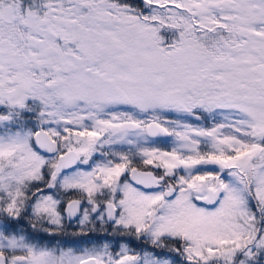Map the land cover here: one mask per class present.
<instances>
[{
    "label": "snow or ice",
    "instance_id": "snow-or-ice-1",
    "mask_svg": "<svg viewBox=\"0 0 264 264\" xmlns=\"http://www.w3.org/2000/svg\"><path fill=\"white\" fill-rule=\"evenodd\" d=\"M0 264H264V0H0Z\"/></svg>",
    "mask_w": 264,
    "mask_h": 264
}]
</instances>
